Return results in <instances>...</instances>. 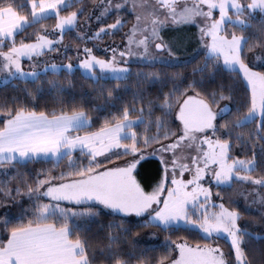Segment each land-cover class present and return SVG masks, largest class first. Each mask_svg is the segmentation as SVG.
Returning a JSON list of instances; mask_svg holds the SVG:
<instances>
[{
    "label": "snow or ice",
    "instance_id": "6c2138e0",
    "mask_svg": "<svg viewBox=\"0 0 264 264\" xmlns=\"http://www.w3.org/2000/svg\"><path fill=\"white\" fill-rule=\"evenodd\" d=\"M92 4L86 9L85 0H0L4 83L39 82L41 64L44 74L50 70L56 76L63 70L71 76L76 67L72 57L60 64L42 58L59 53L61 46L66 52L64 38L72 32L77 66L94 83L111 79L119 88L131 73L133 57L149 67L168 63L162 61L165 55L177 61L176 42L165 38L170 25L195 28L196 55L202 56V63L191 78L173 77L171 90L161 87L162 95L155 101L145 105L138 93L131 106L125 102L108 111L96 130L90 111L101 112L100 108L73 101L70 109L41 110L36 106L43 95L39 87L24 90L23 100L5 98L0 104V206L20 205V211L14 220L0 217V264H96L86 234L101 209L119 221V226L107 225L108 245L102 250L106 264H131L134 257L138 264H152L146 256L149 250L139 256L119 250L121 240L135 228L189 234L179 238L182 242L166 236L155 264H252L246 245L264 238L239 225L235 201L225 202V197L234 185L244 188L237 195L245 202L252 197L264 216V0H92ZM129 11L134 19L122 37L123 46H110L111 57L96 55L95 43L123 31ZM257 17L259 22L254 23ZM52 18L50 33L45 25ZM112 18L114 22H109ZM36 25L40 30L18 42ZM84 25L88 27L81 32ZM257 48L261 52L253 59L259 70L246 55ZM25 62L31 70H24ZM224 75L235 78L227 87ZM143 80L164 84L157 72L147 73ZM48 83L63 95L57 83ZM237 84L244 100L233 109ZM113 95L109 89L108 97ZM156 104L161 115L153 121ZM252 125L254 130L245 138L242 130ZM149 158L159 165L156 180L145 185L138 179L139 169ZM41 161H51L53 169L21 171ZM64 161L57 174L54 169ZM25 197L27 207L22 203ZM225 240L231 255L222 250Z\"/></svg>",
    "mask_w": 264,
    "mask_h": 264
},
{
    "label": "trees",
    "instance_id": "16d2710c",
    "mask_svg": "<svg viewBox=\"0 0 264 264\" xmlns=\"http://www.w3.org/2000/svg\"><path fill=\"white\" fill-rule=\"evenodd\" d=\"M17 2H21V0H17ZM94 5L92 4V0H85V8L92 9ZM75 10V9H72ZM30 14V9H29ZM126 19L129 21L127 26L123 29V31L119 32L112 38L118 40L121 39L125 30L129 26L132 21L131 16L126 15ZM114 18L110 19L109 22L113 21ZM259 22V17L254 23ZM55 20L54 18L46 21V27L49 31L54 27ZM40 30V25H36L34 28L28 29L27 33L18 37L19 39H25L26 37L32 36V34L36 31ZM255 31V28L251 29L247 35H251L252 32ZM176 34L178 38L182 39V41L187 45L189 40L192 42V45L187 48V52L195 53V51L199 48L198 44V36L196 34L195 28H175L166 31V37L169 38L172 35ZM76 33L72 32L65 36L64 44L69 47V50L66 51L64 56V60L67 61V57H72V60L75 59V49L77 46L76 43ZM34 39V37H32ZM107 39V37H105ZM261 51V49L257 48L255 52ZM255 52H247L246 55L249 57L252 53ZM200 63H202V56H197L194 54L193 58L188 62V66L185 67L184 64L181 65H163V64H155L152 67L149 65H141V64H130L129 67L131 69V73L128 76L127 80H124L120 83L119 88H117L116 83L111 79H106L104 81H100L98 83H94L91 79L86 78L79 69H74V72L71 76H68L63 70L56 76H54L51 71L47 74L42 72L40 81L37 83L24 82V81H10L8 84L0 85V104L5 102V98L7 100H11L12 97H19L21 100L24 99L25 92L24 90H34L39 87L42 89L43 95L36 102V106L43 110L47 108V110L52 111L53 109L59 110L60 107L71 108L73 101L79 105L83 103L88 109L92 108H100L101 112L90 111V116L93 121L96 123L93 125L92 130H96L101 123H103L102 117L108 113V111H115L116 109L122 108L123 104L126 102L129 106L133 103V97L138 93L144 96V104L147 105L149 100L155 101L158 94L162 95V93H158V90L163 87L164 91L171 90V81L173 77H189L191 78L193 69L197 67ZM259 70V68H258ZM149 72H157L161 75V78L164 81V84L157 83L155 85L150 82L143 80V77L147 75ZM139 74V76H138ZM196 79L199 80L200 77L196 76ZM234 77H230L228 75L223 76V82L227 87V83L231 80H234ZM49 81H54L58 84L59 88L63 90V95L59 94L56 90L51 89L49 85ZM179 81H177L178 83ZM220 79H217L215 82L218 86L220 84ZM114 90L113 98L108 97V90ZM244 100V92L240 89L239 85H236L235 93H234V101L231 105L233 109L238 107L240 103ZM224 103H228L225 101ZM140 104L136 105L137 110L140 108ZM161 112L159 110V105H154V114L153 121L157 116H160ZM136 117L133 116V119ZM254 125L249 126L242 130V134L247 138V134L250 131L254 130ZM139 130L143 132V127L140 126ZM79 134H85L84 132H80ZM257 150L260 148V145H256ZM237 153L240 152L239 149L236 150ZM251 154V147L249 148V155ZM121 162V161H117ZM67 161H64L59 167H56L54 171L58 174L63 168ZM142 167L139 169L140 176L138 177L145 185H151L156 180V170L159 165L158 160L147 159L142 161ZM53 169V164L51 161L48 163H44L43 161L39 163H33L27 165L26 169H21V171L32 172L34 174L35 171L40 170H49ZM11 172L12 170L9 169ZM13 186H15V181H13ZM239 186L234 185L233 188L226 194L225 202L228 199H232L235 201V206L237 210L240 212L241 219L239 220V224L242 228L252 233L253 236H260L264 238V216L257 214L253 211H246L242 205L237 201V188ZM23 206L27 207V198H23L22 200ZM20 211V205H13L11 207L0 206V217L5 215L8 216L9 219L14 220L16 215ZM109 223H115L119 226V221L114 220L113 217L103 210H101L100 216H98L94 223L90 226L89 231L87 232V237L90 240V253L95 255L96 264H106V256L102 250H107L108 245V236L109 230L107 225ZM255 224H260L257 226H253ZM253 226V227H252ZM155 232L157 235V242L153 244H141L137 242V238L148 232ZM113 235L119 236V232L113 231ZM166 236H169L170 240L179 241L180 237L188 238L189 234L180 231L177 233L169 234L165 232H161L155 228H135L132 234L127 239H122L120 243L119 250L124 253H135V256H139V254L145 250H149L146 252V256L151 258L152 264H155V261L163 254V245L166 242ZM133 241H135V248L133 247ZM182 242V241H179ZM195 241L190 240V243H194ZM222 250L228 254L230 253V243L226 240L221 244ZM248 249V254L252 259V264H261L262 257L261 253L264 252V240L254 241L248 245H246ZM117 249L114 247L113 251ZM110 264V262H108ZM131 264H138L136 258L134 257Z\"/></svg>",
    "mask_w": 264,
    "mask_h": 264
},
{
    "label": "rangeland",
    "instance_id": "374dc122",
    "mask_svg": "<svg viewBox=\"0 0 264 264\" xmlns=\"http://www.w3.org/2000/svg\"><path fill=\"white\" fill-rule=\"evenodd\" d=\"M127 15L128 16H131L132 21H133L134 18H133L132 13L130 11L127 12ZM111 22H114V20L111 21ZM92 26L95 27L94 24H92ZM87 27H88V25H84V28L81 29V32H83ZM130 27H131V23L129 24V26L127 27V29L125 30V32H127ZM171 29H175V28H173L170 25L169 26V29H166V31L167 30H171ZM49 32L51 33V31H49ZM123 36H124V34H123ZM166 39H168V40H174L176 42L177 50H178V53H179L178 60L177 61H174V60H172V58L167 57L165 55L162 58V61H167L168 63L160 62V63H157V64L170 65V66L181 65V64H184L186 61L189 62L193 58L194 54L197 53V50L198 49L195 51V53H192V52L189 53V52H187L186 49L189 48L192 45V42L190 40L187 43V45H185V43L182 41V39L178 38V36L176 34H174L171 37L166 38ZM123 43H124V41L122 40V38L121 39H118V40H116V39H114L112 37H107V39L104 38V40L102 42L95 43V54L98 55V56H100L101 58H103V57H111L112 53H111V50H110V46H123ZM89 46L92 47L93 46V42L90 41L89 42ZM106 47L109 48L108 51H105L104 50ZM76 48H77V46H76ZM68 50H69V47L67 48V51ZM200 51H202V50H200ZM260 52L261 51H257L255 53H252L249 56L250 61L253 62L256 65L257 69L260 68L259 62L255 61L253 58L257 54H259ZM65 54H66V52L64 51V48H63V46H61V50H60L59 53H49L47 56L43 57L42 59L43 60H51V61H53V62H55L57 64H60V63H68V60L67 61L64 60ZM75 54H76L75 55V59L72 60V64L74 66H76L75 69H79L78 66H77L78 65V61L76 59L77 52H75ZM117 56H118V53H117ZM130 64H141V65H145V64H147V62L141 61L138 58L133 57L129 61V65ZM24 70L25 71L31 70L29 68V65H28L27 62H25V64H24ZM37 71H39L40 73L44 72V65L41 64L40 67L37 69ZM80 72H81V70H80ZM4 79H5V77L2 76V75H0V85L5 84L4 83ZM149 159H151V158H149ZM117 163H120V162H117ZM246 187H249V186H246ZM242 191H245V189L244 188H240V187L237 188V193L242 192ZM252 199H253L252 197H249V200L247 202H245V200L243 199V197L237 195V201L239 202L240 205H242V207L246 211H253V212H256L257 214L262 215L261 214L262 213V207H261V205L259 203H252ZM257 225L260 226V224H255L253 226H257ZM137 242L138 243H141V244H153V243H156L157 242V235H156L155 232L148 231V232L140 235L137 238Z\"/></svg>",
    "mask_w": 264,
    "mask_h": 264
},
{
    "label": "crops",
    "instance_id": "0c3cea01",
    "mask_svg": "<svg viewBox=\"0 0 264 264\" xmlns=\"http://www.w3.org/2000/svg\"><path fill=\"white\" fill-rule=\"evenodd\" d=\"M73 135H75V133H73ZM80 135H84V134H80ZM106 212V211H105Z\"/></svg>",
    "mask_w": 264,
    "mask_h": 264
}]
</instances>
